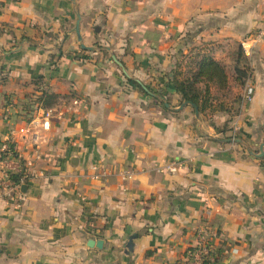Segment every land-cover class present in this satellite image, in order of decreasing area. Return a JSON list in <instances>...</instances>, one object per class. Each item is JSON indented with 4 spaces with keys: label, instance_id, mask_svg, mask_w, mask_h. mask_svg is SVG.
<instances>
[{
    "label": "crops",
    "instance_id": "1",
    "mask_svg": "<svg viewBox=\"0 0 264 264\" xmlns=\"http://www.w3.org/2000/svg\"><path fill=\"white\" fill-rule=\"evenodd\" d=\"M263 25L264 0H1L0 140L23 124L18 107L1 116L6 97L43 85L57 98L19 205L0 203V264H172L203 224L212 264H264ZM240 44L251 99L232 117L196 115L174 75L210 51L241 96ZM32 144L17 149L27 158Z\"/></svg>",
    "mask_w": 264,
    "mask_h": 264
},
{
    "label": "trees",
    "instance_id": "2",
    "mask_svg": "<svg viewBox=\"0 0 264 264\" xmlns=\"http://www.w3.org/2000/svg\"><path fill=\"white\" fill-rule=\"evenodd\" d=\"M84 52V51H83ZM81 51V53H83ZM231 58V70L233 72L234 84L243 87L248 77V66L245 58V53L242 45L234 46L233 50L229 52ZM5 81L3 75L0 76V85ZM133 87L142 91L145 89L140 83L130 80ZM171 84L175 92L180 96L181 102H187L190 105L197 107L198 112L209 113L218 112L225 116L232 117L239 113L241 106V96L237 95L236 99L233 98L231 104L225 99L229 96L228 76L225 66L216 62L210 51L199 49L195 51L188 59L185 69L174 75ZM210 84H213L222 93L211 95ZM147 90L156 95L157 101L164 106L167 102L164 95L152 92L149 88ZM43 85H37V93H32L18 99L15 107L20 108L19 118L23 122H28L34 116L36 109H49L47 101L49 99H56L57 96L49 94ZM222 95V96H221ZM12 97H6L4 107L9 104ZM11 115L8 120H10ZM228 121L225 123L227 126ZM30 176V174L28 175ZM28 179V177H27ZM26 179V180H27ZM26 182V181H25Z\"/></svg>",
    "mask_w": 264,
    "mask_h": 264
},
{
    "label": "built area",
    "instance_id": "3",
    "mask_svg": "<svg viewBox=\"0 0 264 264\" xmlns=\"http://www.w3.org/2000/svg\"><path fill=\"white\" fill-rule=\"evenodd\" d=\"M259 35L264 36V25ZM243 50L245 52V49ZM249 78L248 76L241 93L242 105L247 103L253 95V87ZM13 109H15V103L11 99L1 112L3 119L8 120ZM39 110L36 109L30 121L23 122L20 128L11 130L5 139L0 140V203L19 205L22 199L21 189L36 161L40 159L37 147L38 133L49 130L51 114L48 110H43L41 114H38ZM27 137L32 139L33 149L31 156L25 158L18 151L17 142ZM164 169L168 173H175L177 164L170 163ZM90 171L89 178L94 181H102L107 176L104 168L99 165L90 166ZM124 174L126 177L127 173ZM213 238L209 227L206 224L201 225L195 230L193 241L172 264L214 263L218 255V245ZM232 251L237 252L236 249Z\"/></svg>",
    "mask_w": 264,
    "mask_h": 264
},
{
    "label": "rangeland",
    "instance_id": "4",
    "mask_svg": "<svg viewBox=\"0 0 264 264\" xmlns=\"http://www.w3.org/2000/svg\"><path fill=\"white\" fill-rule=\"evenodd\" d=\"M227 72H228V74H229V73H230V70L227 69ZM234 87H235V89H236L237 85L235 84ZM236 97H237V93H236L235 90H233V91H232V95H229V96L225 99V101H227L229 104H231V101H233V98L236 99Z\"/></svg>",
    "mask_w": 264,
    "mask_h": 264
},
{
    "label": "water",
    "instance_id": "5",
    "mask_svg": "<svg viewBox=\"0 0 264 264\" xmlns=\"http://www.w3.org/2000/svg\"><path fill=\"white\" fill-rule=\"evenodd\" d=\"M89 50H91V49H89ZM186 104H188V103H184V105H186ZM165 106L167 107L168 105L166 104ZM193 108H194L195 114L198 115L197 108H196L195 106H193ZM24 187H25V186H24ZM91 242H93V241H91ZM100 244H101V242L96 243V245H97L98 247H99Z\"/></svg>",
    "mask_w": 264,
    "mask_h": 264
}]
</instances>
